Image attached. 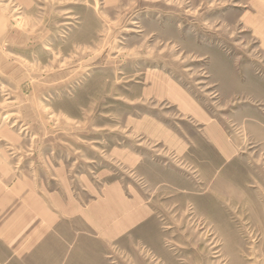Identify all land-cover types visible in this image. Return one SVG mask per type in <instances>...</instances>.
Listing matches in <instances>:
<instances>
[{"label": "rangeland", "instance_id": "obj_1", "mask_svg": "<svg viewBox=\"0 0 264 264\" xmlns=\"http://www.w3.org/2000/svg\"><path fill=\"white\" fill-rule=\"evenodd\" d=\"M56 178L143 222L23 255ZM0 264H264V0H0Z\"/></svg>", "mask_w": 264, "mask_h": 264}, {"label": "crops", "instance_id": "obj_2", "mask_svg": "<svg viewBox=\"0 0 264 264\" xmlns=\"http://www.w3.org/2000/svg\"><path fill=\"white\" fill-rule=\"evenodd\" d=\"M41 189L29 191V201L25 199L17 210L15 244L23 255L45 250L53 256L62 251H105L143 222L140 209L129 204L119 184L109 186L91 206L81 204L70 183L59 180L57 189ZM117 204L126 208L122 215L116 213ZM8 237L9 247L14 243Z\"/></svg>", "mask_w": 264, "mask_h": 264}]
</instances>
